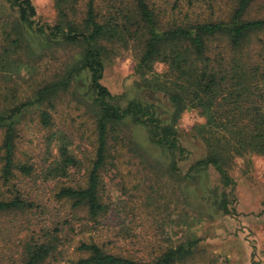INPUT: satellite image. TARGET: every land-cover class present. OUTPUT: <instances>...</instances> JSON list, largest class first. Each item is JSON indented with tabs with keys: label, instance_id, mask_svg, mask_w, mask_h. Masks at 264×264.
<instances>
[{
	"label": "trees",
	"instance_id": "16d2710c",
	"mask_svg": "<svg viewBox=\"0 0 264 264\" xmlns=\"http://www.w3.org/2000/svg\"><path fill=\"white\" fill-rule=\"evenodd\" d=\"M7 1L18 10L19 22L32 31L57 43L82 47L69 76L90 75L96 147L79 179L74 174L82 170V161L64 134L58 138L62 142L56 157L40 173L34 164L16 157L19 119L35 106L41 124L52 126L50 109L55 108L60 90L69 86L68 80L47 84L18 104L0 106V173L5 188L0 190V216H25L20 220L25 236L18 250L5 256L0 249V264H178L187 260L201 238L160 250L154 258H138L121 248L123 229L115 231L99 220L111 207L102 195V171L116 148L110 139H120L121 124L132 118L149 127L156 143L178 150L182 159L188 149L180 143L177 125L185 111L194 109L204 118L193 127L194 135L205 143L207 154L190 171L213 167L223 184L230 186L235 184L231 169L238 159L247 161L251 154L264 157V16L250 15L256 0H235L227 16L209 20L192 18L178 1L168 18V12L152 0H55L58 21L46 26L35 20L31 0ZM130 51L141 86L168 97L173 108L168 121L162 120L154 104L114 101L116 97L102 83L107 61ZM156 64H163V70H156ZM122 140L119 155L128 145V152L143 158L134 144ZM172 168L177 170V160ZM67 205L69 212L64 210ZM224 208L228 211L227 205ZM80 210L86 217L78 218ZM104 227L109 230L106 234Z\"/></svg>",
	"mask_w": 264,
	"mask_h": 264
},
{
	"label": "rangeland",
	"instance_id": "374dc122",
	"mask_svg": "<svg viewBox=\"0 0 264 264\" xmlns=\"http://www.w3.org/2000/svg\"><path fill=\"white\" fill-rule=\"evenodd\" d=\"M31 1L38 23L45 26L57 23L55 0ZM152 1L168 12V18L172 17L171 8L178 1L180 9L188 10L192 18L200 20L227 16L235 2ZM176 13L179 15L178 10ZM250 15L264 16V0L253 3ZM81 54L80 45L57 43L46 34L32 31L19 22L16 8L7 0H0V106L31 98L47 84L69 82L55 98V108L50 109L52 126L41 124L40 109L35 106L19 119L16 157L34 164L38 173L56 157L62 142L58 138L63 134L68 138L69 148L82 161V170L74 174L75 178L83 176L94 154L95 111L90 75L83 72L69 76ZM134 65L131 51L123 56L116 53L106 63L102 83L116 97L114 101L127 105L136 99L154 104L162 120L168 121L173 110L168 97L141 86ZM163 68V64H156V70ZM203 121L197 110L189 109L182 114L177 128L180 143L188 151L179 159L178 150H170L152 139L148 126L127 118L121 124L124 131L120 139H110L116 148L112 151L114 157L108 159L106 170L102 171V195L111 207L99 220L104 226H113L115 231L123 229L121 248L138 258H154L160 250L201 238L194 253L178 264H264V157L251 154L247 161L238 159L231 169L235 184L230 186L223 184L213 167L190 171L191 165L207 154L205 143L193 130ZM122 138L127 144H134L143 158L138 152H128V145L119 155L123 150ZM2 140L0 130V145ZM174 160H177V170L172 168ZM141 161L146 162L145 165ZM2 165L0 160V172ZM3 186L0 173L1 191L5 189ZM64 210L69 212V205ZM16 215L0 216V249L5 256L14 254L19 240L25 236V232L20 231V220L25 216ZM77 215L86 217L85 210ZM108 231L103 228L104 234ZM73 249L68 250L70 255Z\"/></svg>",
	"mask_w": 264,
	"mask_h": 264
}]
</instances>
